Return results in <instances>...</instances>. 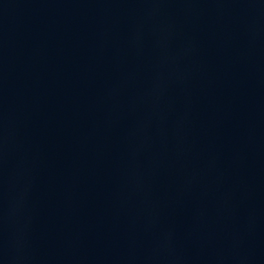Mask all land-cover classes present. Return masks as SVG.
<instances>
[{
    "label": "water",
    "instance_id": "obj_1",
    "mask_svg": "<svg viewBox=\"0 0 264 264\" xmlns=\"http://www.w3.org/2000/svg\"><path fill=\"white\" fill-rule=\"evenodd\" d=\"M0 264H264V0H0Z\"/></svg>",
    "mask_w": 264,
    "mask_h": 264
}]
</instances>
